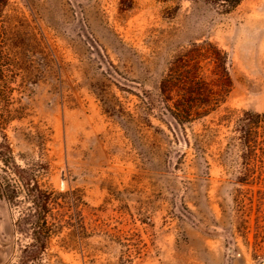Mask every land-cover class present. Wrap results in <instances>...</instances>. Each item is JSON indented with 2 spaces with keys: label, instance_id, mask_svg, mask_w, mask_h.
Wrapping results in <instances>:
<instances>
[{
  "label": "rangeland",
  "instance_id": "374dc122",
  "mask_svg": "<svg viewBox=\"0 0 264 264\" xmlns=\"http://www.w3.org/2000/svg\"><path fill=\"white\" fill-rule=\"evenodd\" d=\"M177 3L0 0V264H264V0Z\"/></svg>",
  "mask_w": 264,
  "mask_h": 264
},
{
  "label": "trees",
  "instance_id": "16d2710c",
  "mask_svg": "<svg viewBox=\"0 0 264 264\" xmlns=\"http://www.w3.org/2000/svg\"><path fill=\"white\" fill-rule=\"evenodd\" d=\"M159 1L164 2V3L178 1V3H177V5H178L181 0H159ZM207 1L217 4L219 7H221L223 13H228V12L232 11L234 8H236L243 0H207ZM165 107L172 111L173 106H170L168 104ZM184 109H185V111H184L185 114H189L188 108L184 107ZM179 116L181 117L180 119H182V115H179ZM255 117H256V119L252 120V117H250L248 114L247 117L240 119V121L244 122L240 126V132L243 135V141L241 139V141H242L241 145L243 146V150H245L246 152H250L252 149H255L254 143H256V141L253 142L249 138L252 134H256L255 129H261V131L264 132V120H262V118H264V113H256ZM251 122H253L252 124H254V127L251 126ZM44 219L45 218L43 215L41 220L44 222ZM42 233H43L42 231H39L38 236H36L34 238L35 244L32 245L33 249H31L32 251L29 253L30 254L29 260L35 259L36 258L35 254L39 253V249L41 250V245L44 246L45 237L42 235Z\"/></svg>",
  "mask_w": 264,
  "mask_h": 264
},
{
  "label": "water",
  "instance_id": "95a60500",
  "mask_svg": "<svg viewBox=\"0 0 264 264\" xmlns=\"http://www.w3.org/2000/svg\"><path fill=\"white\" fill-rule=\"evenodd\" d=\"M169 124H170L172 131L174 132V134L178 140V146L181 148H185L187 145L185 143L184 135L182 133V128H181L179 121L172 115L171 121L169 122ZM10 245H12V239H10L6 242H0L1 248H4L6 246H10Z\"/></svg>",
  "mask_w": 264,
  "mask_h": 264
},
{
  "label": "crops",
  "instance_id": "0c3cea01",
  "mask_svg": "<svg viewBox=\"0 0 264 264\" xmlns=\"http://www.w3.org/2000/svg\"><path fill=\"white\" fill-rule=\"evenodd\" d=\"M264 20V19H263Z\"/></svg>",
  "mask_w": 264,
  "mask_h": 264
}]
</instances>
